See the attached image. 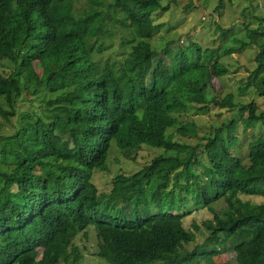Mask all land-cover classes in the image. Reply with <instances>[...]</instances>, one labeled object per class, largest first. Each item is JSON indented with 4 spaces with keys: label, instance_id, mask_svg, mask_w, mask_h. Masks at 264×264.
<instances>
[{
    "label": "trees",
    "instance_id": "obj_1",
    "mask_svg": "<svg viewBox=\"0 0 264 264\" xmlns=\"http://www.w3.org/2000/svg\"><path fill=\"white\" fill-rule=\"evenodd\" d=\"M171 7L181 0H0V61L16 65L0 71V126L13 129L0 137V264L80 261L74 241L88 240L92 226L98 255L110 264H192L225 252L237 264H264V204L260 213L238 211L229 198L264 197V135L247 144V155L236 154L240 123L243 134L253 131L264 112L255 102L236 104L217 85L229 74L221 59L254 46L247 86L264 100V20L246 27L251 41L238 46L225 44L235 31L218 23V49L168 43L156 50L157 17ZM236 109L240 121L183 147L185 158L162 154L138 174L120 171L102 209L93 179L110 170L113 142L137 162L145 148L178 146L175 134L193 136L197 126L175 116L226 111L221 119ZM170 178L179 193L167 189ZM181 179L193 186L191 198ZM222 200L228 206L218 211ZM190 203L215 215L204 223L207 243L193 251L185 247L195 233L182 228Z\"/></svg>",
    "mask_w": 264,
    "mask_h": 264
},
{
    "label": "rangeland",
    "instance_id": "obj_2",
    "mask_svg": "<svg viewBox=\"0 0 264 264\" xmlns=\"http://www.w3.org/2000/svg\"><path fill=\"white\" fill-rule=\"evenodd\" d=\"M164 3L165 2H163V4ZM193 3L194 7L187 10L189 4ZM218 4L219 0H206L203 2H199L198 0H181V8L171 7L169 11L158 15L157 22L162 24V26L155 33L152 40L153 48L161 50L166 44L170 43L172 49H177L179 45H195L196 43H200L210 48V50L218 49L221 45L220 42L217 41L220 37V32L216 29L218 23L225 29L233 28L235 31V34L225 43L228 46H238L240 44L239 40L250 42L251 40L247 37L246 27L251 30L261 27V21L264 20V0H225L223 9L216 13ZM238 23L241 25H238ZM257 40L260 41V38ZM255 51L256 48L254 46H249L245 47L240 54L233 53L223 57L221 60L225 66L228 67L229 74L217 82V85L222 88L224 97L233 95L235 97V103L238 105H249L255 102L260 107L261 113L264 112V100L259 98L256 92L247 86L248 76L255 69ZM119 55L120 52L116 53L115 56L118 57ZM15 69L16 65L11 61H0V71L11 74ZM5 108L6 110L10 109L8 104H5ZM237 111L236 109L232 111V113L226 114L221 119H218V116L226 111H214L205 114L189 112L186 115L180 114L175 116H182L181 121L187 124L186 127L188 129H193V125L197 126V128H194L195 130L193 129V136L184 138L175 134L174 140L179 143L178 146L171 147L172 150L168 151L159 148H145L137 162L126 160L122 156L116 143L113 142L110 150L111 162L108 164L110 170H97L93 179L99 189L102 209L105 204V198L102 194L111 191V183L120 171L124 172L126 175H133L137 171L141 172L145 163L162 154L166 159H175L176 157L185 158L189 150L183 149V147H195L200 143L206 142V140L214 134V128H220L229 120L236 119L240 121V115ZM0 124H6L2 118H0ZM15 124L17 125L18 121H16ZM177 129L176 127H172L169 133H175ZM12 132L13 129L10 126H0V137L3 134ZM261 135H264V125L258 124L255 130L243 134L242 125L240 123V144L236 149L237 156L247 155V144ZM170 165H175V163H171ZM182 170V167L179 168V171ZM202 170L204 169L202 168ZM172 175H174V172H172ZM139 177L140 175H138L136 179ZM181 185L185 187V190L182 191L183 195L191 198L193 186L191 185L188 187L185 179H181ZM167 189L175 191L176 193L180 192L179 188H176L174 184H172L171 178L167 185ZM229 198L237 207L238 211H244L246 207L249 206L252 210L260 213L264 204V197L259 196L233 193L229 195ZM227 206V202L222 200L216 205V209L222 211L226 209ZM183 208H185L184 211L188 212V216L183 219L182 228L184 230L193 231L196 236V240L188 244L185 248L188 251H193L197 246H204L207 243L211 233L207 230L204 223L208 220H213L215 215L207 207L194 208L193 203ZM194 224L199 227V230L194 228ZM89 231L88 240H85V235L82 234L74 241L75 246L79 248L82 253V259L75 262L73 257H70L69 261H63L60 264H110L98 255L99 239L97 238L98 234L96 227H90ZM192 264H237V262L233 252H225L214 259L203 260L197 257Z\"/></svg>",
    "mask_w": 264,
    "mask_h": 264
}]
</instances>
